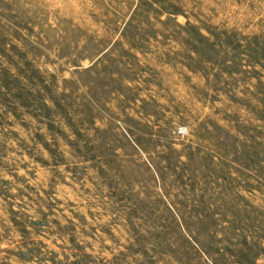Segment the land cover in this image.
I'll return each instance as SVG.
<instances>
[{
    "label": "rangeland",
    "instance_id": "obj_1",
    "mask_svg": "<svg viewBox=\"0 0 264 264\" xmlns=\"http://www.w3.org/2000/svg\"><path fill=\"white\" fill-rule=\"evenodd\" d=\"M0 264H264V0H0Z\"/></svg>",
    "mask_w": 264,
    "mask_h": 264
},
{
    "label": "built area",
    "instance_id": "obj_2",
    "mask_svg": "<svg viewBox=\"0 0 264 264\" xmlns=\"http://www.w3.org/2000/svg\"><path fill=\"white\" fill-rule=\"evenodd\" d=\"M179 132H182V128L179 129Z\"/></svg>",
    "mask_w": 264,
    "mask_h": 264
}]
</instances>
